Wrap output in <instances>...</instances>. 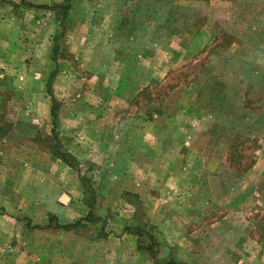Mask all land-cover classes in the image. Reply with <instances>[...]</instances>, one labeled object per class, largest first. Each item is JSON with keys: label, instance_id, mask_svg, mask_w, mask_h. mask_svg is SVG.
<instances>
[{"label": "rangeland", "instance_id": "obj_1", "mask_svg": "<svg viewBox=\"0 0 264 264\" xmlns=\"http://www.w3.org/2000/svg\"><path fill=\"white\" fill-rule=\"evenodd\" d=\"M61 1L0 0L7 213L74 190L88 264H264V0Z\"/></svg>", "mask_w": 264, "mask_h": 264}, {"label": "crops", "instance_id": "obj_2", "mask_svg": "<svg viewBox=\"0 0 264 264\" xmlns=\"http://www.w3.org/2000/svg\"><path fill=\"white\" fill-rule=\"evenodd\" d=\"M7 173L8 169L6 166L0 165V245L9 242L8 246L10 249L16 253L18 252V256L28 259L31 257L30 254L35 252L33 255L35 259L32 258V261H25L22 264H48L47 256L49 252L52 258L51 264H88L91 259L92 242L99 246L104 243L106 247V242H112L114 239V236L107 234L102 240H100L101 237L94 240L89 235L85 237V234L74 232L75 222L84 223L90 209V206L85 204L82 199L79 200V198L75 197L74 190L70 196L67 195L66 197L58 195L56 190L50 191L49 196H38V210H43L45 215L41 219L36 220V218H33L32 222L40 225V228L36 231V234L29 232L27 227L24 229L19 224L20 221L11 215L12 212L10 214L7 213L8 209H10L11 201V190H9L5 182ZM40 191L41 193L47 192L43 189ZM53 216L57 223L52 224L50 222ZM65 224H72V226L68 228L62 227ZM12 240H17L18 244L11 245L10 242ZM23 242H25L24 249L21 246ZM2 255L0 254V257ZM97 256L101 258L102 254H97ZM151 260L152 264L156 262L152 255ZM175 261L193 264L186 259Z\"/></svg>", "mask_w": 264, "mask_h": 264}, {"label": "trees", "instance_id": "obj_3", "mask_svg": "<svg viewBox=\"0 0 264 264\" xmlns=\"http://www.w3.org/2000/svg\"><path fill=\"white\" fill-rule=\"evenodd\" d=\"M71 1L72 0H62L61 2H59V6L60 7H63L66 10L70 6ZM47 90H48V92H50L49 88H47ZM54 111H55V106L52 105L51 114H52L53 118H55V116H56V112H54ZM60 155L62 156L63 154H60ZM70 226H72V224H70V225L69 224L62 225V227H64V228H68ZM152 242L153 243H156V239H151L150 240V243H152ZM148 247H149V245H148ZM154 254H155L154 252H151V255L152 256H154ZM154 264H188V263H185V262H177V261H175L173 259H169L166 262H154Z\"/></svg>", "mask_w": 264, "mask_h": 264}]
</instances>
